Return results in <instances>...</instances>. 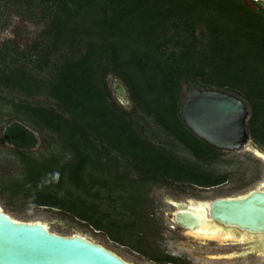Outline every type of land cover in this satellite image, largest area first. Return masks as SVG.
Wrapping results in <instances>:
<instances>
[{
    "label": "trees",
    "instance_id": "obj_1",
    "mask_svg": "<svg viewBox=\"0 0 264 264\" xmlns=\"http://www.w3.org/2000/svg\"><path fill=\"white\" fill-rule=\"evenodd\" d=\"M0 0V135L17 170L9 202L50 207L146 258L176 259L151 237L153 186L228 180L225 150L182 117L192 87L249 108L264 150V0ZM15 19V20H14ZM126 87L129 106L109 77ZM38 135L50 147L36 152Z\"/></svg>",
    "mask_w": 264,
    "mask_h": 264
},
{
    "label": "water",
    "instance_id": "obj_2",
    "mask_svg": "<svg viewBox=\"0 0 264 264\" xmlns=\"http://www.w3.org/2000/svg\"><path fill=\"white\" fill-rule=\"evenodd\" d=\"M244 2L255 7L248 0ZM109 81L117 100L129 106L125 85L115 76H111ZM181 109L185 124L207 143L222 150L248 148L264 160V150L252 139L247 128L248 105L238 94L195 86L184 93ZM194 202L173 201L179 209L171 218L186 230L206 229L207 221L210 220L238 226L244 230L243 235L247 232L252 237L257 235L260 240L258 252H263L264 175L245 190L218 196L210 201ZM145 262L164 264L153 260ZM0 264L134 263L81 232L62 234L50 229L41 220L15 218L0 206Z\"/></svg>",
    "mask_w": 264,
    "mask_h": 264
},
{
    "label": "rangeland",
    "instance_id": "obj_3",
    "mask_svg": "<svg viewBox=\"0 0 264 264\" xmlns=\"http://www.w3.org/2000/svg\"><path fill=\"white\" fill-rule=\"evenodd\" d=\"M8 36H12L11 28L0 32V40ZM38 136L39 141L33 150L36 152L47 151L50 147L49 137L47 135ZM1 137L0 135V177H8L17 170L18 160L12 151L13 146L4 142ZM217 167L221 170L228 171L229 178L225 183L216 187L206 188L194 185H185L181 188L173 185L152 187L150 192L152 203L149 206V210L152 218L155 220V225L153 226L151 237L160 250L179 257L182 254L181 256H185L187 259L189 258L187 264H256V262H258L257 264H261L264 261V257L262 256L256 259L251 255L242 259L225 261L208 258L205 255L192 254L190 250L203 251L205 247L199 243H191L192 247L184 245V240L176 235L177 231L170 229L168 226L171 224V221L164 215V211L172 210V208L169 204L162 203L160 196L164 197L167 195L177 200H185L188 197L208 198L212 195L239 192L255 185L264 175V160L248 148L225 150L222 155V160L217 163ZM0 206L15 218L41 220L47 223L50 229L62 234L81 232L112 248L123 258L134 264H147L145 261L150 260L133 250L131 244L121 245L108 238L102 231L93 229L86 223L71 218L54 208L32 206L20 200L9 202L2 194H0ZM185 250H188V252Z\"/></svg>",
    "mask_w": 264,
    "mask_h": 264
},
{
    "label": "flooded vegetation",
    "instance_id": "obj_4",
    "mask_svg": "<svg viewBox=\"0 0 264 264\" xmlns=\"http://www.w3.org/2000/svg\"><path fill=\"white\" fill-rule=\"evenodd\" d=\"M227 181V180H226ZM226 181H224L223 183H225ZM222 184V183H220ZM220 184L217 185H213L210 187H206V188H212V187H216ZM232 193H236V192H232ZM232 193H226V194H221V195H212L208 198H195V197H188L185 200H177L174 198H171L169 196H160V201L163 203H167L171 206L172 210H167L164 211V215L167 216L169 218V220L171 221V224H169V228L170 229H175L177 231L176 235L181 238L182 240H184L183 244L186 246H191V243H199L202 246L205 247V249L203 251H197V250H190L192 254L195 255H205L208 258H216V259H221V260H225V261H229V260H236V259H242L248 256L253 255L256 259L259 258L258 256V248L260 245V240L257 237V235L255 236H250L249 232H247L248 234L243 235L242 232L244 231L243 229L239 228L238 226L235 225H226L222 222H219L217 220L215 221H207L206 224V228L207 229H217L216 233L221 234V240L218 241L216 239H212V238H207L204 237V239H196L195 236L193 234H188L186 232L185 227H182L180 225H178L176 223V221L171 218V215L174 214V212L179 209L178 206H176L173 201L176 202H181V201H186V203H189L190 201H192V203H195L194 201L196 200H212L215 197L218 196H225L228 194H232ZM201 240V241H200ZM205 242H202V241ZM210 244V245H209ZM188 252V250H185ZM193 251V252H192ZM167 253V252H165ZM169 254V253H167ZM218 254H220V256H217ZM171 255V254H169ZM182 255V254H181ZM175 256V255H171L176 259V262L173 261H167L164 264H187V259L185 256ZM258 262H256L257 264Z\"/></svg>",
    "mask_w": 264,
    "mask_h": 264
},
{
    "label": "bare ground",
    "instance_id": "obj_5",
    "mask_svg": "<svg viewBox=\"0 0 264 264\" xmlns=\"http://www.w3.org/2000/svg\"><path fill=\"white\" fill-rule=\"evenodd\" d=\"M205 227H207V226H205ZM216 231H217V229H215V228L212 229V230H209L207 228L206 229L199 228V229H196V230H186V232L188 234H193L196 239H201L202 240V239H204V237H207V238H212V239H216V240L220 241L221 240V234L216 233ZM258 253H259L258 254L259 257L260 256L264 257V250H263L262 253L261 252H258Z\"/></svg>",
    "mask_w": 264,
    "mask_h": 264
}]
</instances>
